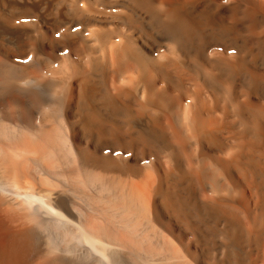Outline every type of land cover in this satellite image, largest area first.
Masks as SVG:
<instances>
[{
  "label": "bare ground",
  "instance_id": "obj_1",
  "mask_svg": "<svg viewBox=\"0 0 264 264\" xmlns=\"http://www.w3.org/2000/svg\"><path fill=\"white\" fill-rule=\"evenodd\" d=\"M0 264H264V0H0Z\"/></svg>",
  "mask_w": 264,
  "mask_h": 264
}]
</instances>
